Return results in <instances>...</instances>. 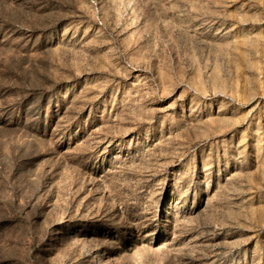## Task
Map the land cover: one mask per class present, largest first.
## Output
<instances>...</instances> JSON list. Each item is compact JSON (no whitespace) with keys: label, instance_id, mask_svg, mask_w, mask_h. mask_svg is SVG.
Returning a JSON list of instances; mask_svg holds the SVG:
<instances>
[{"label":"rangeland","instance_id":"obj_1","mask_svg":"<svg viewBox=\"0 0 264 264\" xmlns=\"http://www.w3.org/2000/svg\"><path fill=\"white\" fill-rule=\"evenodd\" d=\"M0 264H264V0H0Z\"/></svg>","mask_w":264,"mask_h":264}]
</instances>
